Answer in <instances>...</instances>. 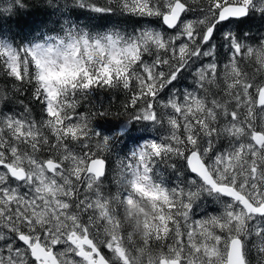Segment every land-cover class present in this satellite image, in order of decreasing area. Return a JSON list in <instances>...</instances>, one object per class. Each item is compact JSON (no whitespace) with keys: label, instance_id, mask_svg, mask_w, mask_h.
<instances>
[{"label":"snow or ice","instance_id":"1","mask_svg":"<svg viewBox=\"0 0 264 264\" xmlns=\"http://www.w3.org/2000/svg\"><path fill=\"white\" fill-rule=\"evenodd\" d=\"M74 4L136 26L65 20L21 43L0 31V73L41 106L39 120L22 101L0 112V264H264V36L224 31L223 63L212 43L219 26L264 16V0ZM185 71L194 86L172 88ZM97 88L128 94L129 123L165 129L117 161L115 191L108 154L131 127L105 134L76 111ZM205 200L215 207L197 214Z\"/></svg>","mask_w":264,"mask_h":264},{"label":"trees","instance_id":"2","mask_svg":"<svg viewBox=\"0 0 264 264\" xmlns=\"http://www.w3.org/2000/svg\"><path fill=\"white\" fill-rule=\"evenodd\" d=\"M100 6L109 4V0H94ZM11 3L9 0L8 4ZM195 6V0H193ZM112 6H115L114 4ZM5 8L7 6H4ZM65 20H70L80 26L92 28L94 30H102L99 26L111 25L120 21L125 27L131 29L136 26V17H124L119 13L115 15H101L81 9L74 0H22V6L14 7L11 11L2 10L0 5V31L14 38L17 43L26 42L34 36L41 33L54 34ZM233 24V32L240 38L245 33L249 34V43L258 42L261 36H264V16L259 13H252L243 21H231ZM139 26L143 27H161L160 22L155 17L144 18L139 21ZM230 26V22L219 26L218 31L212 43L221 46L224 55L227 49L223 47L222 34L226 30L225 27ZM51 30V31H50ZM210 46V45H209ZM187 77H191L190 73H183ZM188 84H193V78L186 80ZM191 87V85H186ZM13 87L11 79L0 73V91H6L7 99L0 102V109L14 110L17 113L23 111V106L30 109L31 114L39 120L41 117V106L32 96V90L29 86L24 85L16 91ZM182 83L175 81L172 88L180 90ZM171 91V89L169 90ZM128 104V94L121 88H97L90 92L86 97H81L78 113H87L94 127L101 132V128L108 129L105 132L109 134L115 131L120 125L129 124L131 132L124 136L115 149L108 154V173L105 183L111 185L112 163L122 158H126L131 151L143 141V139H151L164 135V130L154 127L150 122H130L134 115V109ZM178 168L182 170V162L176 161ZM163 169V165H161ZM118 169V166H117ZM119 170V169H118ZM165 176L170 180H175V175L171 169L164 171ZM113 191L115 186L112 185ZM215 205L211 200H205L201 207L197 209V214L208 211L211 212ZM252 259V254L250 255Z\"/></svg>","mask_w":264,"mask_h":264},{"label":"rangeland","instance_id":"3","mask_svg":"<svg viewBox=\"0 0 264 264\" xmlns=\"http://www.w3.org/2000/svg\"><path fill=\"white\" fill-rule=\"evenodd\" d=\"M8 2H9V0H0V5H1V7H2V10H5L6 8L4 7V6H7L8 5ZM201 2V0H195V6H198L199 5V3ZM225 29L226 30H232L233 31V24L230 22V26H226L225 27ZM225 30V31H226ZM247 43H249V41H246ZM256 43H258V42H255V43H249V44H256ZM214 44H216L217 45V49H216V55H217V57H218V59H219V61L221 62V63H223L224 62V59H225V57H226V55H224L223 54V52H222V48H221V46L219 45V44H217V43H214ZM209 47H211V45L209 46ZM185 73H189L188 71H185ZM191 78H193L192 76L191 77H187L186 75H184V74H182L178 79H177V81H180L181 83H182V87H180V91L182 92L185 88H189V89H191L194 85L193 84H188L187 82H186V80H188V79H191ZM186 85H191V87H187ZM13 87H11V89H12ZM163 98H167V93H165V96L163 97ZM2 100H0V102H1ZM0 112H3V113H8V112H15L14 110H10V109H6V108H2V109H0ZM17 113V112H16ZM106 130H108V129H105V128H101V132H105ZM164 130V133H165V129H163ZM105 134H109L108 132H106ZM146 139H148V138H146ZM146 139H143V140H146ZM135 149V148H134ZM133 149V150H134ZM164 167V166H163ZM168 169H171V168H168ZM172 170V169H171ZM118 172V169H117V161H114L113 163H112V172H111V176H110V178L112 179L111 180V185H113V186H115V184H114V180H115V174ZM252 262H253V264H257V257H256V255H255V253H252Z\"/></svg>","mask_w":264,"mask_h":264}]
</instances>
